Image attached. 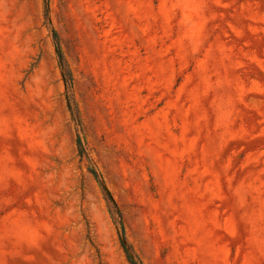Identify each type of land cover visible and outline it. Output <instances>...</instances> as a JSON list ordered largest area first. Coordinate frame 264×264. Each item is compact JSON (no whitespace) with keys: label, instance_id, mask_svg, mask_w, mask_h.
Returning a JSON list of instances; mask_svg holds the SVG:
<instances>
[{"label":"rangeland","instance_id":"rangeland-1","mask_svg":"<svg viewBox=\"0 0 264 264\" xmlns=\"http://www.w3.org/2000/svg\"><path fill=\"white\" fill-rule=\"evenodd\" d=\"M117 210L144 264H264V0H0V264H130Z\"/></svg>","mask_w":264,"mask_h":264},{"label":"trees","instance_id":"trees-1","mask_svg":"<svg viewBox=\"0 0 264 264\" xmlns=\"http://www.w3.org/2000/svg\"><path fill=\"white\" fill-rule=\"evenodd\" d=\"M54 35H55V41H56V52H57L58 65H59L62 77L64 79V82H65V85L67 88L66 95H67V101H68V108H69L71 114L73 115L74 120L79 121L77 111L75 109V106L73 105V76H72V72H71V69L68 65V62L65 59L63 51L61 50L57 33L54 32ZM76 141H77V147H78L79 155L82 158L87 157L86 148H85V145L83 142V138L81 136H77ZM89 171L92 173V175L95 177V179L100 184L102 191L104 192V194H105L108 202L110 203V205L113 208H116V204L113 200V197H112L110 191L107 190V188L105 187V185L101 179L100 173L93 166H89ZM118 216L120 219L121 215H120L119 211H118ZM120 223H121V229H122V235L120 237V243H121V247L125 253V256H126L128 262L130 264H144L142 262V260L135 254L133 248L129 245L127 238H126L125 229H124V226H123L121 219H120Z\"/></svg>","mask_w":264,"mask_h":264}]
</instances>
